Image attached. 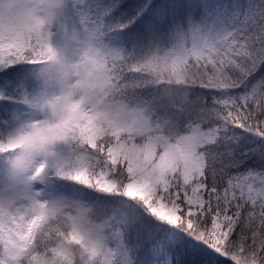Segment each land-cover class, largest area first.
Segmentation results:
<instances>
[{
  "label": "clouds",
  "instance_id": "clouds-1",
  "mask_svg": "<svg viewBox=\"0 0 264 264\" xmlns=\"http://www.w3.org/2000/svg\"><path fill=\"white\" fill-rule=\"evenodd\" d=\"M94 2L0 0V30L6 42L30 18H45L54 5H62L55 9V20L44 26V32L51 33L59 63L34 55L39 44L32 33L33 48L12 65L17 70L15 83L11 90L0 89V96L11 97L0 101L6 105L0 108V233L5 228L16 230L19 217L28 213L30 219L31 210L40 203L51 207V202L61 200L66 205L61 215L49 216L43 223L20 264H30L32 257L37 258L35 264H105L103 255L91 256L71 239L67 218L77 214L73 202L87 205L92 224L111 223L104 232L106 248H117L114 230L123 233L126 256L122 250L115 264H140L137 241L147 210L122 194H106L65 178L75 169L76 155L84 152L90 176L109 167L115 170L109 162V148L115 143L111 129L97 139L96 148L78 139L41 147L51 135L54 111L69 94L72 100L84 99L85 110L95 107L118 119L125 129L121 139L138 147L153 141L171 147L193 135L191 122L206 107L198 85L233 89L240 103L247 99L253 107L257 100H264V65H260L264 61V0L243 4L201 0L198 9L187 10L183 19L157 38L133 44L114 35L110 21L100 15ZM11 51L15 53L14 48ZM200 65L211 71L194 74V67ZM225 65L234 69L235 79L221 75ZM71 134L79 136L78 130ZM211 134L209 130L207 135ZM208 144L205 139L194 148V157L202 164ZM252 157L238 153V165L229 167L228 174L230 188L249 209L245 227L254 228L252 235H257L264 227V157ZM118 163L120 168L125 166L121 159ZM125 218L128 223L118 222ZM8 235L15 239L12 232ZM64 250L70 260L58 255ZM6 255L0 242V257ZM229 255L236 254L226 253L225 258Z\"/></svg>",
  "mask_w": 264,
  "mask_h": 264
},
{
  "label": "snow or ice",
  "instance_id": "snow-or-ice-1",
  "mask_svg": "<svg viewBox=\"0 0 264 264\" xmlns=\"http://www.w3.org/2000/svg\"><path fill=\"white\" fill-rule=\"evenodd\" d=\"M60 7L61 4L54 5L53 11L45 18H30L7 42L0 30V89L11 90L17 71L12 65L23 59L22 54L26 49L33 48L32 33L36 34L39 44L34 55L59 63L58 52L50 41L51 33L44 32V26L55 20V9ZM155 8L156 4L153 3L142 20L135 22V26L144 21L154 22ZM132 30L129 29V32ZM25 32L28 33L27 39ZM149 33L152 39L160 34L151 28ZM13 48L15 53L11 51ZM12 56L16 60L11 59ZM260 65H264V61H260ZM205 71L211 70L206 65L194 67V74ZM4 99L11 97L0 96V101ZM201 101L206 107L201 110L198 119L191 122L193 135L180 145L194 154V148L208 139L203 164L197 158L190 165L182 164L166 151L152 163L150 154L141 157V147H128L132 143L121 139L125 129L118 119L95 107L85 110V100H72L71 94L54 111L55 123L49 125L51 135L41 145L45 148L48 144L71 143L78 139L81 144L96 148L97 139L111 129L109 134L115 143L109 148V162L115 166V170L109 167L98 175L90 176L89 157L84 152L76 155L75 169L65 178L89 187L95 186L97 191L106 194H122L139 202L147 210L146 222L139 230L137 241L140 264H258L264 261V227L257 235H252L254 228L245 227L249 209L235 196V189L230 188L228 174L229 167L238 165L235 159L238 153L241 156L259 154L264 157V100H257L255 107L247 99L241 104L239 99H225L220 95L213 97L210 105L202 97ZM5 106L0 103V108ZM237 108L243 115L236 111ZM197 125L199 131L196 130ZM237 129L261 141V145H246L245 137L239 135ZM77 130L79 136L71 134ZM209 130H212L210 137L207 135ZM120 159L125 162L123 168L119 167ZM65 206L61 200L51 202V207L47 202L40 203L31 210L30 219L26 218L28 213L19 217L16 230L5 228L0 233V242L4 243L7 255L0 257V264H20L32 247L31 241L42 230L43 223L49 216L61 215ZM72 207L77 214L67 218L72 230L71 239L81 244L85 252L91 256L103 255L105 264H115L122 250L126 256L120 230L112 232V239L118 242L117 248H106L104 232L111 227V223L94 225L89 219L87 205L73 202ZM118 222L129 221L125 218ZM9 232L15 235V239L8 235ZM226 253L236 255L225 258ZM58 255L70 260L66 250ZM36 260V257H32L30 264H35Z\"/></svg>",
  "mask_w": 264,
  "mask_h": 264
},
{
  "label": "trees",
  "instance_id": "trees-1",
  "mask_svg": "<svg viewBox=\"0 0 264 264\" xmlns=\"http://www.w3.org/2000/svg\"><path fill=\"white\" fill-rule=\"evenodd\" d=\"M201 0H95L94 7L102 17H107L110 21L114 35L122 39L127 44L147 41L150 37L149 29L157 33L164 32L176 20L183 19L187 10L192 7L197 9L200 6ZM235 3L243 4L246 0H234ZM155 3L154 22L144 21L139 26H135L137 20H142L143 15L151 5ZM143 5V7H141ZM243 20V17H239ZM243 27V25H241ZM129 29H133L129 32ZM221 75L235 79L234 69L229 66H223ZM201 97L206 99L211 104V100L215 96H223L225 99L236 98V92L233 89H217L205 88L198 85ZM241 104L244 101L241 99ZM247 111V109H245ZM249 123H252L250 121ZM239 135L245 137V144L251 147H258L261 141L256 140L249 133L237 129ZM131 144L128 147H132ZM168 152L171 158L179 161L182 164H192L195 162L193 151L186 149L181 145H172L165 148L159 141H153L141 147L140 155H151V162L155 163L160 154ZM247 151V149H246ZM259 154L253 155L252 159H257ZM123 161V159H121ZM251 161H249L250 163Z\"/></svg>",
  "mask_w": 264,
  "mask_h": 264
}]
</instances>
